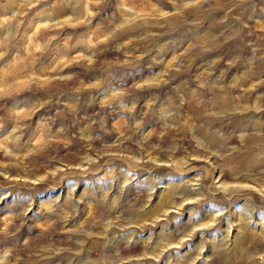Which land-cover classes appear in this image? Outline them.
<instances>
[{"label":"rangeland","instance_id":"1","mask_svg":"<svg viewBox=\"0 0 264 264\" xmlns=\"http://www.w3.org/2000/svg\"><path fill=\"white\" fill-rule=\"evenodd\" d=\"M0 264H264V0H0Z\"/></svg>","mask_w":264,"mask_h":264}]
</instances>
